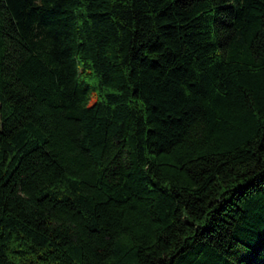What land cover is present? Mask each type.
I'll return each instance as SVG.
<instances>
[{
  "label": "trees",
  "instance_id": "16d2710c",
  "mask_svg": "<svg viewBox=\"0 0 264 264\" xmlns=\"http://www.w3.org/2000/svg\"><path fill=\"white\" fill-rule=\"evenodd\" d=\"M0 264H264V0H0Z\"/></svg>",
  "mask_w": 264,
  "mask_h": 264
}]
</instances>
